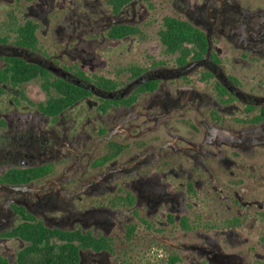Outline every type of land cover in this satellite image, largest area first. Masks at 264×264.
Masks as SVG:
<instances>
[{
    "label": "flooded vegetation",
    "instance_id": "1",
    "mask_svg": "<svg viewBox=\"0 0 264 264\" xmlns=\"http://www.w3.org/2000/svg\"><path fill=\"white\" fill-rule=\"evenodd\" d=\"M145 1L67 0V61L29 18L35 47L0 41V70L45 71L43 98L0 81V264H264V0H168L156 33L165 16L197 29L187 58L159 37L141 64L98 74L85 35L132 46ZM58 78L82 94L49 113Z\"/></svg>",
    "mask_w": 264,
    "mask_h": 264
},
{
    "label": "rangeland",
    "instance_id": "2",
    "mask_svg": "<svg viewBox=\"0 0 264 264\" xmlns=\"http://www.w3.org/2000/svg\"><path fill=\"white\" fill-rule=\"evenodd\" d=\"M145 4L149 15L142 23L144 36L135 39L132 46H130V42L125 40L114 45L111 41L103 40L96 34L85 35V39L94 41L93 43H100L97 52L101 55L102 60L98 74L113 77L128 64H141L146 55L140 43L144 41L150 44L159 42L156 29L161 26L160 20L163 15H173V7L168 0H148L145 1ZM36 5L39 8H36ZM67 5V0H0V33L6 36L7 42L14 43L17 36L15 32L8 30L7 26L11 22L22 23L25 18L32 19L38 25L36 34L39 48L44 52L57 54L61 60L67 61V55L63 52L64 45L68 41L67 30L61 29L62 35H59L56 30L54 31L58 28H54V26L66 11ZM31 11L37 12V15H32ZM161 47L163 48V45ZM164 56L167 55L164 54ZM124 74L122 73V75ZM19 87L30 96L41 95L42 98L44 97L39 78L31 79ZM79 106L85 108L86 105L80 103ZM167 254V251L163 252V264H168L166 263ZM135 260L137 261L136 264H144L146 258L139 257ZM176 264L184 263L177 262Z\"/></svg>",
    "mask_w": 264,
    "mask_h": 264
},
{
    "label": "trees",
    "instance_id": "3",
    "mask_svg": "<svg viewBox=\"0 0 264 264\" xmlns=\"http://www.w3.org/2000/svg\"><path fill=\"white\" fill-rule=\"evenodd\" d=\"M163 26L164 28L159 31L160 41L165 46L167 52H178L181 61H184L191 51L187 43L202 42L200 38L201 33L187 21L178 20L172 16H165L163 18ZM36 27V23L31 20H26L24 23L17 24L11 22L10 25L7 26L8 30L18 34V42L26 47H35L37 45V37L35 35ZM5 39L6 36L0 33V41ZM39 73L43 74L45 71L24 60L11 58L9 66L4 70H0V81L17 85L20 82L33 78ZM50 85L56 89L58 95L56 97L51 96L47 106L44 107V110L49 113L74 102L82 94L76 86L66 83L59 78L52 82L45 79L43 87L48 89ZM1 90L2 88L0 87V92ZM43 230L45 229L41 225H37L35 234L41 235L44 232ZM28 236L29 231L26 229L23 230L22 237L28 238Z\"/></svg>",
    "mask_w": 264,
    "mask_h": 264
}]
</instances>
